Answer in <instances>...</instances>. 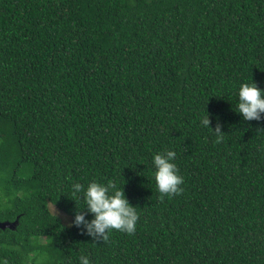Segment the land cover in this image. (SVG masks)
<instances>
[{
    "label": "trees",
    "instance_id": "trees-1",
    "mask_svg": "<svg viewBox=\"0 0 264 264\" xmlns=\"http://www.w3.org/2000/svg\"><path fill=\"white\" fill-rule=\"evenodd\" d=\"M251 80L264 0H0V264H264V113L236 111ZM168 150L183 192L161 200ZM93 180L122 186L134 234L69 226L94 218L72 198Z\"/></svg>",
    "mask_w": 264,
    "mask_h": 264
},
{
    "label": "clouds",
    "instance_id": "clouds-1",
    "mask_svg": "<svg viewBox=\"0 0 264 264\" xmlns=\"http://www.w3.org/2000/svg\"><path fill=\"white\" fill-rule=\"evenodd\" d=\"M237 112L242 114L244 120L260 121L264 113V89L257 87L255 82L241 83L238 91ZM209 113L201 118L203 126L210 128L211 123ZM216 135V143L224 140V132L221 131V125L217 122L214 129L210 128ZM176 159L175 151L168 150L164 153H156L153 156V164L155 166V180L160 199L163 200L165 196H174L182 194L183 177L178 175L179 169L173 161ZM72 198L84 200V205L87 206V212L93 214V219H85V213L77 210L74 220L69 226H76L80 228L83 226L84 232L92 238L94 242H107L112 230H117L127 234H134L136 225L139 220L137 207L132 206L126 199L125 193L121 187L109 181L107 184H101L93 180L85 189L80 183L72 185ZM83 193V196H78ZM55 216L59 213L53 204ZM80 264H90L87 256L79 257ZM4 264H8L5 259Z\"/></svg>",
    "mask_w": 264,
    "mask_h": 264
},
{
    "label": "rangeland",
    "instance_id": "rangeland-1",
    "mask_svg": "<svg viewBox=\"0 0 264 264\" xmlns=\"http://www.w3.org/2000/svg\"><path fill=\"white\" fill-rule=\"evenodd\" d=\"M53 205H49V209L50 211L54 214V210H53ZM55 207V206H54ZM55 209L58 211V216L62 219V221L65 223V224H69L70 223V217L68 215H66L65 213L61 212L59 209H57L55 207Z\"/></svg>",
    "mask_w": 264,
    "mask_h": 264
},
{
    "label": "water",
    "instance_id": "water-1",
    "mask_svg": "<svg viewBox=\"0 0 264 264\" xmlns=\"http://www.w3.org/2000/svg\"><path fill=\"white\" fill-rule=\"evenodd\" d=\"M16 223H17V219H15L14 221H8V220L1 221L0 220V228L1 229H5V228L14 229Z\"/></svg>",
    "mask_w": 264,
    "mask_h": 264
}]
</instances>
